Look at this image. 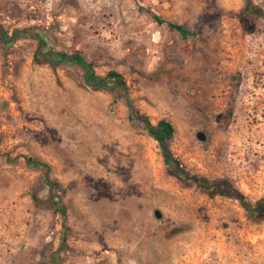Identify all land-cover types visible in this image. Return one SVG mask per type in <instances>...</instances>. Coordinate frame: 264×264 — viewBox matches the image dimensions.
<instances>
[{
  "label": "rangeland",
  "instance_id": "obj_1",
  "mask_svg": "<svg viewBox=\"0 0 264 264\" xmlns=\"http://www.w3.org/2000/svg\"><path fill=\"white\" fill-rule=\"evenodd\" d=\"M0 27V264H264V208L135 118L264 199V0H0Z\"/></svg>",
  "mask_w": 264,
  "mask_h": 264
},
{
  "label": "trees",
  "instance_id": "obj_2",
  "mask_svg": "<svg viewBox=\"0 0 264 264\" xmlns=\"http://www.w3.org/2000/svg\"><path fill=\"white\" fill-rule=\"evenodd\" d=\"M154 19L157 23H163V21L157 17H154ZM166 26L168 27L169 30L176 32L182 39L186 38L188 35V31L181 25L166 22ZM0 34L2 38L3 37L5 38V34L2 32L1 27H0ZM51 56L55 57L54 59H56V61L57 60L71 61V62H75L76 64H80L76 57H70L65 54H59V53ZM80 66L83 69V74H82L83 82L87 86H91L94 89H106L108 87V84L104 82L105 78H100L98 76L89 74L86 70L87 69L86 66L83 65ZM108 77H110V74H107L106 78ZM135 118L143 123L145 129L151 136L158 137L161 140V149L163 152L165 164L170 169L171 173L176 179H178L183 183L193 184L208 196L219 195L236 200L244 209L247 218H252V217L258 218L260 216L261 214L260 212L264 208V199L257 200L253 204H249L244 200V197L241 194L237 192L229 193L227 190L228 184L226 181H208L203 177H198L195 175H190L182 172L178 162L171 158L164 144L165 143L164 141L170 137L172 131L171 127L168 124L162 122H159L157 125L152 126L148 122L145 116L136 115ZM27 161L32 163L33 166L39 165L38 162H31V160H27ZM46 183L50 187L53 186V183L50 182H46ZM57 213L59 214L61 219H64L65 215L63 208L59 206Z\"/></svg>",
  "mask_w": 264,
  "mask_h": 264
}]
</instances>
